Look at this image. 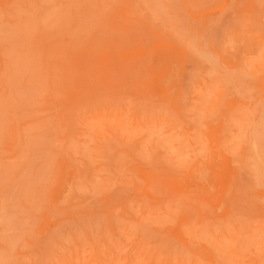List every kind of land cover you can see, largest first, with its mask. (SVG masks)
<instances>
[{
  "label": "rangeland",
  "instance_id": "obj_1",
  "mask_svg": "<svg viewBox=\"0 0 264 264\" xmlns=\"http://www.w3.org/2000/svg\"><path fill=\"white\" fill-rule=\"evenodd\" d=\"M0 264H264V0H0Z\"/></svg>",
  "mask_w": 264,
  "mask_h": 264
}]
</instances>
